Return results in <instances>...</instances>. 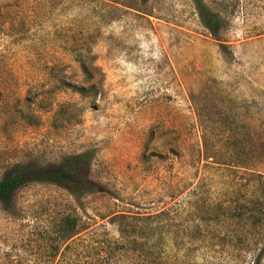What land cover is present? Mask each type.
Wrapping results in <instances>:
<instances>
[{
  "label": "rangeland",
  "instance_id": "obj_1",
  "mask_svg": "<svg viewBox=\"0 0 264 264\" xmlns=\"http://www.w3.org/2000/svg\"><path fill=\"white\" fill-rule=\"evenodd\" d=\"M203 2L215 35L195 0H0V182L89 154L96 186L0 200V264H264V222L240 223L264 171V0ZM242 232L246 250L212 238Z\"/></svg>",
  "mask_w": 264,
  "mask_h": 264
},
{
  "label": "trees",
  "instance_id": "obj_2",
  "mask_svg": "<svg viewBox=\"0 0 264 264\" xmlns=\"http://www.w3.org/2000/svg\"><path fill=\"white\" fill-rule=\"evenodd\" d=\"M197 9L202 17L205 26L211 31L212 34H216L217 28L220 26V21L218 15L214 14L208 7L205 6L203 0H195ZM82 69L87 73V67L85 63L81 65ZM80 92H84L83 89H78ZM212 158V157H210ZM241 160H245L247 158V153L241 154ZM92 157L89 154H83L79 157H74L66 160V162L60 166L55 168H44V169H31V166H26L23 170L19 168H14L6 173L5 178L2 182H0V200L10 199L14 191L22 184H26L29 182H51L55 183L64 189L68 190L72 195H78L80 193L89 192L95 190L96 186L91 184L89 181L90 175V165H91ZM264 167V157L260 155L258 159V168L263 169ZM256 180V188L251 191L248 195V199L245 201V205L243 206V213L240 216V223L242 227H247L254 222L262 223L264 222V171L258 170L254 174ZM230 200H227L225 203H220L216 208L215 219L219 220L220 216L218 214L219 210L224 211L225 218L233 219V212H235V203L232 201V197H228ZM247 203L250 205L248 207ZM165 222H160L165 219ZM174 218L171 217V211L165 210L158 214V227L163 225V228H172V224H168ZM164 223V224H163ZM205 223V222H203ZM201 223V226L203 225ZM61 232H62V241L64 243L69 242L78 234L77 229V221L70 217L64 219L61 224ZM187 235L186 239L188 241L190 236L193 238L196 237L201 240V242L207 240V235L198 234ZM251 235L248 233H243L241 236H237L235 238L229 237L225 239V236L214 235L212 238L217 240V242H225V240H229L233 244L232 247H242L246 250L250 247V244H254V240L252 241ZM232 238V239H231ZM184 246H187L184 244ZM185 250V247L181 248V251Z\"/></svg>",
  "mask_w": 264,
  "mask_h": 264
}]
</instances>
